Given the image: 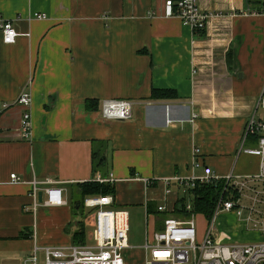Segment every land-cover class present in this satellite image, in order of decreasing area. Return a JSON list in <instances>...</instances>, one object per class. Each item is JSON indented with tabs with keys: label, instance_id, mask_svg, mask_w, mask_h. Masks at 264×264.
<instances>
[{
	"label": "crops",
	"instance_id": "obj_1",
	"mask_svg": "<svg viewBox=\"0 0 264 264\" xmlns=\"http://www.w3.org/2000/svg\"><path fill=\"white\" fill-rule=\"evenodd\" d=\"M164 1L0 0V18L19 32L8 44L0 30V103L32 96L30 138L25 108L0 114V264H24L34 245L68 246L77 230L87 232L95 211L76 202L98 196L83 200L79 186L97 175L115 179L109 207L143 213L146 242L176 217L180 196L166 178L200 176L206 165L220 176L259 173L260 158L243 150L257 145L248 122L264 118V16L240 12L261 0H199L213 15L204 36L165 17ZM156 89L177 95L156 98ZM107 99L132 101V118H104ZM96 153L106 158L98 171ZM47 178L60 182L68 204L35 212L30 181ZM159 205L167 210L157 213ZM245 218L219 214L218 239L263 241ZM145 242L127 249L126 264L138 255L144 264Z\"/></svg>",
	"mask_w": 264,
	"mask_h": 264
},
{
	"label": "built area",
	"instance_id": "obj_2",
	"mask_svg": "<svg viewBox=\"0 0 264 264\" xmlns=\"http://www.w3.org/2000/svg\"><path fill=\"white\" fill-rule=\"evenodd\" d=\"M243 15L264 16V0L260 7L242 10ZM163 15L177 17L189 26L196 35L206 31L212 14L200 5L199 0H165ZM221 14H215L219 16ZM38 17L46 18L45 14ZM0 30L5 43H14L19 35L12 21L0 18ZM14 105H21L25 111L21 118V128L26 138L31 137L32 129V96L22 92L14 101L0 103V114ZM259 105L264 109V88ZM133 102L130 100L107 99L103 103L102 115L106 119L129 120L133 116ZM246 135L256 137L257 145L244 148V152L260 158V171L257 174L240 175L229 173L220 176L206 165L202 175H175L165 179L169 185L175 183L179 199H184L183 216H168L164 219V228L147 236L144 244L146 256L144 264H264V240L259 242H222L218 239L216 229L217 216L224 212H234L237 216L246 217L264 234V118H252L248 122ZM201 165L196 163V166ZM11 180L19 182L16 173ZM113 174L97 175L94 181L114 183ZM148 182V180H146ZM225 183L222 195L217 202L215 213L208 221L204 235L198 238L196 214L193 212L191 190L198 184ZM31 195L34 199L32 209L36 212L40 205L46 207L68 204L64 188L53 178L31 180ZM40 184L44 185L40 188ZM43 191V201H38L39 192ZM169 189L167 192L169 193ZM114 202L112 195H100L87 198L84 205L96 208L94 228L90 234L93 242L73 243L68 246L34 245L24 264H126V251L129 244V211L111 208ZM30 208L27 207L26 210ZM167 210L159 205L158 211Z\"/></svg>",
	"mask_w": 264,
	"mask_h": 264
},
{
	"label": "trees",
	"instance_id": "obj_3",
	"mask_svg": "<svg viewBox=\"0 0 264 264\" xmlns=\"http://www.w3.org/2000/svg\"><path fill=\"white\" fill-rule=\"evenodd\" d=\"M261 2V1H260ZM261 4V3H260ZM257 6L256 8L260 7ZM202 36L205 35V31L200 33ZM154 97H176V92L175 90L172 89H162V90H154L153 92ZM94 101H88L87 107L88 108H98V102ZM106 158L104 157L103 154H97L95 155V167L94 170L98 171V168H100L102 165L105 164ZM80 188L82 190V199L84 200L85 197L88 195H112L114 196L116 193V188L114 183H100L97 181H92V182H84L81 183ZM225 183L223 181H217L216 183H206V184H198L196 188L191 190V199L193 203V212L196 215H202L209 221L216 209L217 202L219 201L223 189H224ZM180 203L184 205L185 200L184 199H179ZM178 200V201H179ZM84 202L82 200L76 202V205L79 207L83 206ZM181 204H178V207H176L175 214L176 216H183L186 215L183 211V206ZM150 211L153 212V209H149ZM159 213V211L157 212ZM161 213V212H160ZM160 215V214H159ZM164 218V217H163ZM166 218V217H165ZM163 229V228H162ZM87 232L85 228H81L77 230L75 233H73V241L74 243H87Z\"/></svg>",
	"mask_w": 264,
	"mask_h": 264
},
{
	"label": "rangeland",
	"instance_id": "obj_4",
	"mask_svg": "<svg viewBox=\"0 0 264 264\" xmlns=\"http://www.w3.org/2000/svg\"><path fill=\"white\" fill-rule=\"evenodd\" d=\"M94 211L96 212V208L86 209V213L88 215L93 213ZM198 216L196 217V222L198 225V238H201L200 228L203 227L205 229L206 226L205 224H203L204 222L203 216L200 215V218ZM129 218H130L129 220L130 230L128 234L129 244L133 248H139L145 242V230H146L145 218H144L143 213L140 211V209H137V208L136 209L129 208ZM86 228H87V234H88L87 243L91 244L93 240L91 239L90 234L93 232L94 225L88 224L86 225ZM127 256L129 257L130 254H127ZM139 256L140 255H138V257L135 258V261L132 262L131 264H142L143 259L141 258L142 259L141 260ZM128 257L127 259L129 261H132L130 257L129 258Z\"/></svg>",
	"mask_w": 264,
	"mask_h": 264
},
{
	"label": "water",
	"instance_id": "obj_5",
	"mask_svg": "<svg viewBox=\"0 0 264 264\" xmlns=\"http://www.w3.org/2000/svg\"><path fill=\"white\" fill-rule=\"evenodd\" d=\"M39 199L41 202L43 201V191L42 190L39 192Z\"/></svg>",
	"mask_w": 264,
	"mask_h": 264
}]
</instances>
